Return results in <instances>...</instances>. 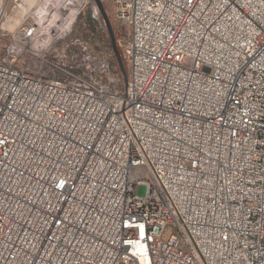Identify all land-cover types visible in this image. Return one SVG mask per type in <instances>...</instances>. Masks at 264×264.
Returning <instances> with one entry per match:
<instances>
[{
    "label": "built area",
    "instance_id": "built-area-1",
    "mask_svg": "<svg viewBox=\"0 0 264 264\" xmlns=\"http://www.w3.org/2000/svg\"><path fill=\"white\" fill-rule=\"evenodd\" d=\"M112 3L126 85L0 55V264H264V0Z\"/></svg>",
    "mask_w": 264,
    "mask_h": 264
},
{
    "label": "rangeland",
    "instance_id": "rangeland-1",
    "mask_svg": "<svg viewBox=\"0 0 264 264\" xmlns=\"http://www.w3.org/2000/svg\"><path fill=\"white\" fill-rule=\"evenodd\" d=\"M100 1L126 71L122 48L129 39V27L114 16L112 0ZM86 14L98 23L97 33L85 25ZM31 17L41 25L46 24L47 32L40 37L37 47V50L41 48L44 51L39 54L26 52L19 60V65L30 72L45 77H59L60 69L71 67L60 64L67 63L75 54L95 58L96 61H109L111 57V62L117 64L103 18L93 0H0V55L12 34L32 22ZM145 194L146 187L139 185L137 195L144 197ZM168 235L169 231L166 230L163 238L166 239Z\"/></svg>",
    "mask_w": 264,
    "mask_h": 264
},
{
    "label": "water",
    "instance_id": "water-1",
    "mask_svg": "<svg viewBox=\"0 0 264 264\" xmlns=\"http://www.w3.org/2000/svg\"><path fill=\"white\" fill-rule=\"evenodd\" d=\"M93 1L96 4V6H97L99 12L101 13L102 18H103V21H104V24H105V27H106V30H107V33H108V36H109V39H110V44H111L114 56H115V58L117 60L119 72H120L121 77H122V79L124 81V84L126 85V83H127V73L124 70L123 63H122L121 58L119 56V53L117 51L116 42H115V38H114V35H113V31L111 29V25L109 23V20H108L106 14L103 11V8L101 6V1L100 0H93Z\"/></svg>",
    "mask_w": 264,
    "mask_h": 264
},
{
    "label": "trees",
    "instance_id": "trees-1",
    "mask_svg": "<svg viewBox=\"0 0 264 264\" xmlns=\"http://www.w3.org/2000/svg\"><path fill=\"white\" fill-rule=\"evenodd\" d=\"M85 20V25H87V28L89 27L90 31H93L94 33H97L98 32V23L91 19L89 15L86 14V18L84 19ZM109 62L111 63L112 67H113V70L115 72H119L118 70V66L116 64V62H114V64L111 62V57L109 59ZM127 70V68H126Z\"/></svg>",
    "mask_w": 264,
    "mask_h": 264
},
{
    "label": "bare ground",
    "instance_id": "bare-ground-1",
    "mask_svg": "<svg viewBox=\"0 0 264 264\" xmlns=\"http://www.w3.org/2000/svg\"><path fill=\"white\" fill-rule=\"evenodd\" d=\"M50 8V7H49ZM43 13V12H42ZM42 13H41V15H42ZM38 15V14H37ZM43 15H45V14H43ZM42 17V16H41ZM44 19H45V17H43ZM36 19H38V17L36 16ZM39 20H40V17H39Z\"/></svg>",
    "mask_w": 264,
    "mask_h": 264
}]
</instances>
